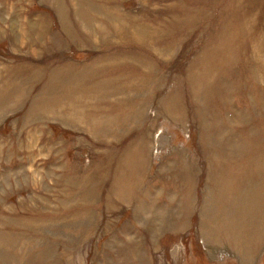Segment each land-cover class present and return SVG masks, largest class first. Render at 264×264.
Returning <instances> with one entry per match:
<instances>
[{
	"label": "rangeland",
	"instance_id": "rangeland-1",
	"mask_svg": "<svg viewBox=\"0 0 264 264\" xmlns=\"http://www.w3.org/2000/svg\"><path fill=\"white\" fill-rule=\"evenodd\" d=\"M0 264H264V0H0Z\"/></svg>",
	"mask_w": 264,
	"mask_h": 264
},
{
	"label": "bare ground",
	"instance_id": "bare-ground-1",
	"mask_svg": "<svg viewBox=\"0 0 264 264\" xmlns=\"http://www.w3.org/2000/svg\"><path fill=\"white\" fill-rule=\"evenodd\" d=\"M255 229V228H254Z\"/></svg>",
	"mask_w": 264,
	"mask_h": 264
}]
</instances>
